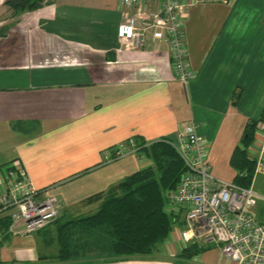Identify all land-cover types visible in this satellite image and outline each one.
I'll list each match as a JSON object with an SVG mask.
<instances>
[{
  "label": "crops",
  "instance_id": "obj_1",
  "mask_svg": "<svg viewBox=\"0 0 264 264\" xmlns=\"http://www.w3.org/2000/svg\"><path fill=\"white\" fill-rule=\"evenodd\" d=\"M123 9L121 0H47L14 13L0 0V169L14 162L57 195L61 219L93 213L99 194L150 163L137 152L102 162L104 151L130 138L175 141L188 121L210 171L233 180L232 151L264 109V0L187 6L186 85L152 30L138 45L117 36ZM185 246L171 230L154 254L66 260L53 223L28 234L0 228V264H238L212 243L180 258Z\"/></svg>",
  "mask_w": 264,
  "mask_h": 264
},
{
  "label": "built area",
  "instance_id": "obj_2",
  "mask_svg": "<svg viewBox=\"0 0 264 264\" xmlns=\"http://www.w3.org/2000/svg\"><path fill=\"white\" fill-rule=\"evenodd\" d=\"M197 1L200 0H121L124 9L117 36L138 45L152 30L154 38L168 43L174 75L186 85L193 73L183 23L187 6ZM147 2L155 6L147 10ZM254 140L257 144L247 150L255 161V175L264 170L263 122L257 123ZM170 142L185 167L176 186L164 193L166 210L174 218L182 214L179 223L175 219L172 231L186 246L190 242L203 246L212 243L220 247L227 259L238 264H264V220L254 211L258 195L252 184L241 186L210 171L205 141L195 122L185 123L177 139ZM137 148L132 140L117 144L103 152L102 162L135 153ZM61 208L58 196L35 187L19 165L9 162L2 166L0 218H9V230L20 234L36 232L54 221Z\"/></svg>",
  "mask_w": 264,
  "mask_h": 264
},
{
  "label": "trees",
  "instance_id": "obj_3",
  "mask_svg": "<svg viewBox=\"0 0 264 264\" xmlns=\"http://www.w3.org/2000/svg\"><path fill=\"white\" fill-rule=\"evenodd\" d=\"M46 1L5 0V3L16 13L36 9ZM4 35L5 30L0 29V37ZM237 97L234 96V100ZM258 122L264 123V109L257 119L246 122L241 142L230 156V164L236 171L232 181L241 186L248 187L252 183L255 161L246 148L253 141ZM129 140L138 146V156L152 163L99 194L102 200L93 213L69 219L57 217L51 222L56 230L58 258L81 260L148 255L171 232L177 217L166 210L164 193L176 186L185 169L184 163L166 138L149 143L140 138ZM9 224L8 217L0 218V228L7 230ZM202 248L190 244L178 256L191 258Z\"/></svg>",
  "mask_w": 264,
  "mask_h": 264
},
{
  "label": "rangeland",
  "instance_id": "obj_4",
  "mask_svg": "<svg viewBox=\"0 0 264 264\" xmlns=\"http://www.w3.org/2000/svg\"><path fill=\"white\" fill-rule=\"evenodd\" d=\"M254 143L257 144L256 141L254 140L247 149L250 150L252 148L251 146H254ZM248 155L251 156V153H249ZM149 162L150 163H148L147 165H150L152 163L150 160H149ZM251 184H252L253 191L258 195L257 204H256V207L254 208V211L260 220H264V170L259 171L258 173H256L254 175ZM50 224L51 223H49L47 226H49ZM47 226H45V227H47ZM190 244L196 245L197 248H199V249L201 247H203V245H199L195 242H190L189 245ZM156 251L157 250L154 248V250L151 254H154Z\"/></svg>",
  "mask_w": 264,
  "mask_h": 264
}]
</instances>
